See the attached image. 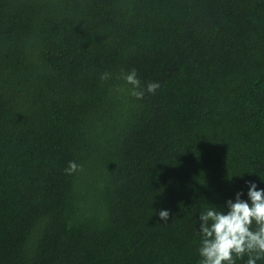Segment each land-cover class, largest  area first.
I'll return each mask as SVG.
<instances>
[{"label":"trees","instance_id":"16d2710c","mask_svg":"<svg viewBox=\"0 0 264 264\" xmlns=\"http://www.w3.org/2000/svg\"><path fill=\"white\" fill-rule=\"evenodd\" d=\"M247 182L264 0H0V264H200V213Z\"/></svg>","mask_w":264,"mask_h":264},{"label":"clouds","instance_id":"9594fccd","mask_svg":"<svg viewBox=\"0 0 264 264\" xmlns=\"http://www.w3.org/2000/svg\"><path fill=\"white\" fill-rule=\"evenodd\" d=\"M108 78L109 73L101 75L102 80ZM124 80L132 86L130 94L142 99L145 90L141 88L135 69L127 73ZM158 87L157 82H150L146 91L154 94ZM82 170V165L70 161L65 172L71 175ZM247 183V200L241 199V193L237 192L234 201L226 202V211L211 207L200 213V264H235L236 259L245 255L248 256L246 264H257L264 259V189H257L255 182ZM158 216L167 223L169 212L160 210Z\"/></svg>","mask_w":264,"mask_h":264}]
</instances>
